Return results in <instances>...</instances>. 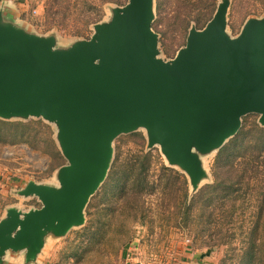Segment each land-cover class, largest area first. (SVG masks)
Returning a JSON list of instances; mask_svg holds the SVG:
<instances>
[{
  "label": "water",
  "instance_id": "water-1",
  "mask_svg": "<svg viewBox=\"0 0 264 264\" xmlns=\"http://www.w3.org/2000/svg\"><path fill=\"white\" fill-rule=\"evenodd\" d=\"M154 0H128L108 23L68 48L5 21L0 14V118L42 117L58 126L67 163L59 185L29 181L19 193L41 206L7 209L0 220V264L8 250L37 258L47 233L65 235L85 222V207L105 180L113 141L145 127L194 188L205 175L200 152L220 148L260 115L264 126V17L241 33L226 30L229 0L204 28L192 27L171 60L158 57Z\"/></svg>",
  "mask_w": 264,
  "mask_h": 264
},
{
  "label": "rangeland",
  "instance_id": "rangeland-1",
  "mask_svg": "<svg viewBox=\"0 0 264 264\" xmlns=\"http://www.w3.org/2000/svg\"><path fill=\"white\" fill-rule=\"evenodd\" d=\"M227 33L240 35L250 18L264 17V0H229ZM128 0H0L5 21L40 36H54L55 48H68L90 39L96 25L108 23L116 7ZM222 0H154L152 28L158 35V57L173 59L187 42L192 27L202 29L213 17ZM260 115L242 117L238 132L220 148L199 154L205 175L195 189L189 175L179 165L170 164L159 144L148 147V132L140 127L117 136L112 144L107 176L85 207V222L65 235L47 233L37 255L41 264H264L260 259L241 258V237L212 245L201 219L185 227L183 208L171 197L180 185L164 165L183 174L190 198L213 182L222 167L220 159H247L255 142L254 126ZM244 134L238 135L239 131ZM150 152L152 156L145 157ZM67 163L58 140V126L42 117L0 118V185L3 206L16 204L23 209L41 206L35 196L19 191L29 181L59 185L57 171ZM134 166L136 171L129 173ZM220 166V167H219ZM128 174L132 176L128 178ZM143 181L144 187L140 183ZM184 188V185H183ZM38 199V200H37ZM202 200L192 216L201 218ZM264 228V222L261 225ZM246 228V226H244ZM190 229V230H189ZM192 229V230H191ZM264 242H259L261 244Z\"/></svg>",
  "mask_w": 264,
  "mask_h": 264
},
{
  "label": "trees",
  "instance_id": "trees-1",
  "mask_svg": "<svg viewBox=\"0 0 264 264\" xmlns=\"http://www.w3.org/2000/svg\"><path fill=\"white\" fill-rule=\"evenodd\" d=\"M254 131L257 137L249 145L248 158L231 162L230 159H220L222 167L219 166L213 182L191 198L183 174L164 165L166 172L174 174L180 182L171 197H167L171 192L165 194L164 202L170 204L169 199H173L176 207L184 209L185 227L193 228L194 224L189 225L190 221L184 215H188L191 221L201 219L200 223L205 228L211 246H220L241 237L243 244L237 250L241 251V258L246 262L260 259L264 255V244H259L264 242V228L261 227L264 222V126L256 123ZM243 134L242 130L238 133L241 138ZM144 155L152 156L150 152ZM135 171L134 166L129 169L130 174ZM128 178L132 176L128 174ZM140 185L144 187L143 181ZM200 200L203 208L199 213L204 217L194 218L192 212Z\"/></svg>",
  "mask_w": 264,
  "mask_h": 264
},
{
  "label": "crops",
  "instance_id": "crops-1",
  "mask_svg": "<svg viewBox=\"0 0 264 264\" xmlns=\"http://www.w3.org/2000/svg\"><path fill=\"white\" fill-rule=\"evenodd\" d=\"M1 192H3L2 191V185H0V197L2 198V195H5V194H2ZM12 206L17 207V208L24 210V211H27L30 208H34V207H30L28 209H23L16 204H11V205L7 204L6 206L2 207V204L0 202V220L6 216L7 209L12 207ZM1 264H41V263H39L38 258H36L33 261H27L25 250H19V251L8 250L5 253V255L3 256V261Z\"/></svg>",
  "mask_w": 264,
  "mask_h": 264
}]
</instances>
